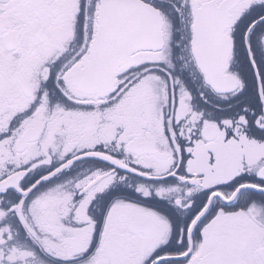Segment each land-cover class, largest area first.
I'll list each match as a JSON object with an SVG mask.
<instances>
[{"label":"snow or ice","instance_id":"1","mask_svg":"<svg viewBox=\"0 0 264 264\" xmlns=\"http://www.w3.org/2000/svg\"><path fill=\"white\" fill-rule=\"evenodd\" d=\"M0 264H264V0H0Z\"/></svg>","mask_w":264,"mask_h":264}]
</instances>
